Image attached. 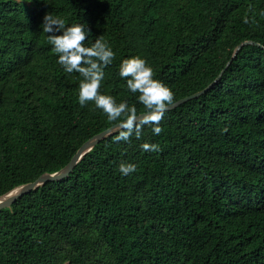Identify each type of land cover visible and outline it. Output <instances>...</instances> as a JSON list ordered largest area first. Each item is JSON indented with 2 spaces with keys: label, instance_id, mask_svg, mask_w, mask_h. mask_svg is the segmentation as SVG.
<instances>
[{
  "label": "trees",
  "instance_id": "16d2710c",
  "mask_svg": "<svg viewBox=\"0 0 264 264\" xmlns=\"http://www.w3.org/2000/svg\"><path fill=\"white\" fill-rule=\"evenodd\" d=\"M262 12L264 0H0V195L65 167L120 122L79 104L83 78L57 63L45 14L84 24L85 47L103 37L115 58L100 94L137 115L125 59H144L174 103L222 75L167 110L159 135L145 126L115 142L117 132L68 177L2 209L0 264H264ZM249 40L259 45L233 58ZM121 163L136 171L122 175Z\"/></svg>",
  "mask_w": 264,
  "mask_h": 264
},
{
  "label": "clouds",
  "instance_id": "9594fccd",
  "mask_svg": "<svg viewBox=\"0 0 264 264\" xmlns=\"http://www.w3.org/2000/svg\"><path fill=\"white\" fill-rule=\"evenodd\" d=\"M264 14V12H262ZM65 20L47 13L41 27L49 34L52 51L59 55L57 63L66 73H79L83 78L79 85V104L83 107L94 101L96 108L106 114L109 121H120L115 142H130L133 136L140 139L145 126L150 127L154 135L162 132L161 122L168 106L174 103V93L161 81L153 79L154 70L140 57L125 59L120 64L119 76L126 79V87L145 108V114L138 117L137 108L125 102L117 103L110 95L100 94L104 79V69L112 64L115 53L103 37H98L91 47L84 43L89 31L84 24L76 23L65 27ZM244 23H249L248 19ZM57 33H61L57 35ZM145 151L158 152L159 145L143 143ZM119 171L128 176L136 171V166L121 163Z\"/></svg>",
  "mask_w": 264,
  "mask_h": 264
},
{
  "label": "water",
  "instance_id": "95a60500",
  "mask_svg": "<svg viewBox=\"0 0 264 264\" xmlns=\"http://www.w3.org/2000/svg\"><path fill=\"white\" fill-rule=\"evenodd\" d=\"M249 44H255L259 45L258 42L249 40L241 43L235 50V53L233 55V58L237 56L239 51L246 45ZM232 61V60H231ZM230 61V62H231ZM222 75H220L216 81H214L211 85H209L205 90L195 93L193 95H190L184 99H181L173 105L168 106V110H171L173 108H176L184 103H186L189 100H192L194 98L199 97L201 94L208 91L220 78ZM145 113L139 114L138 117H142ZM120 123V122H119ZM115 124L108 129L94 135L89 140H87L77 151V153L74 155V157L71 159V161L63 168H61L58 171L55 172H46L42 174L40 177H38L35 181L24 183L17 185L10 189L9 191L3 193L0 195V211L5 208H10L12 204L17 201L18 199L22 198L24 195L42 187L48 182H54V181H60L66 177H68L71 172L75 169V167L78 165V163L90 152L92 151L96 145H98L101 141L105 140L106 138L116 134L117 131V125Z\"/></svg>",
  "mask_w": 264,
  "mask_h": 264
}]
</instances>
